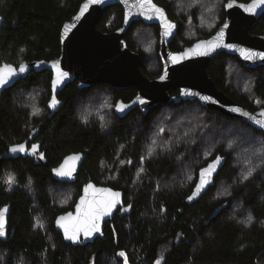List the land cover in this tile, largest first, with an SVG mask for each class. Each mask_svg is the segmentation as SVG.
I'll return each mask as SVG.
<instances>
[{"label":"trees","instance_id":"16d2710c","mask_svg":"<svg viewBox=\"0 0 264 264\" xmlns=\"http://www.w3.org/2000/svg\"><path fill=\"white\" fill-rule=\"evenodd\" d=\"M83 1L0 0V66L5 63L17 67L22 62L57 59L61 28L76 14ZM221 1L217 24L210 32L202 34L201 39L210 37L224 22V3L229 0ZM153 2L178 24L177 35L169 45L174 52L200 40V36L184 37L186 21L194 20L195 24L190 22L191 27L201 35V20L215 14L206 8L209 3L205 0L200 4L201 11L187 9L182 14L176 13L177 8H182L177 2ZM122 23L123 10L119 5H113L102 11L97 29L109 34L119 29ZM138 26H141V32L147 30L150 37H155L156 47H152L155 56L150 55L151 49L140 47L133 38ZM251 34L264 35V15ZM123 40L130 51L139 55V67L144 76L154 79L160 75L162 65L158 56L157 25L134 22ZM229 62L232 68H229ZM207 73L218 90L245 109L251 112L264 109V66L248 69L237 57L221 53L212 60ZM243 74L248 76L252 86L244 88ZM50 77L49 71H31L25 79L0 95V208H10L7 236L0 239V264H112L123 258L129 264H264V172L242 182L239 176L242 167L239 170L233 164L238 157L226 148L228 137L224 135L219 140L216 136V140L211 141H215L214 144L224 141L214 148L221 159L210 183L193 199H188L196 189L193 184L185 186L178 184V180L171 181L179 174L178 157L189 155V151L196 153L198 142L195 148L190 140L201 141L202 133L209 137L216 130H232L236 134L231 135L233 139L245 138L240 143L241 148L238 147L242 155L255 153L256 156L261 148L251 140L259 139L258 142L264 145L262 132L240 120L204 109L197 101L159 105L147 114L136 108L120 118L115 114L114 104L118 100L130 102L136 96L134 88L116 90L107 84H96L78 90L75 81L57 94L60 106L54 112L47 111L41 121L32 115L23 99H15L14 94L19 91L23 94L22 91L28 92L41 85L44 88L41 106L47 108ZM89 93L102 98L105 103L111 101L112 106L106 111L110 122L104 127L97 120L82 123L76 115L75 101ZM171 94L176 95L177 91ZM190 103L200 107H194L201 113L198 118L201 124L195 129L194 119L178 112ZM167 120L173 121L180 135L185 134L188 138L184 144L175 145L173 133L176 130L170 129L165 134L172 143L171 148L165 152L157 151L152 148L150 139L164 130ZM32 131L44 153L45 166L20 156L3 159L9 146L22 144ZM72 153L86 155L76 181L56 182L51 169ZM199 157H194L197 159L193 169L200 168ZM256 164L250 161L248 169ZM137 169L143 171L134 181ZM7 170L16 182V187L10 191H6L2 184L3 173ZM108 174H116L117 179H108ZM90 181L121 190L124 205L104 225L101 238L93 244L73 247L65 244L61 234L55 231L54 221L58 215L73 209L82 188ZM224 185L230 190L223 197L217 196L219 187ZM71 187L74 192L72 201L59 207L57 201L66 199V192ZM123 209L128 212L123 213ZM37 217L43 223H39ZM249 217L252 218L250 222Z\"/></svg>","mask_w":264,"mask_h":264},{"label":"water","instance_id":"95a60500","mask_svg":"<svg viewBox=\"0 0 264 264\" xmlns=\"http://www.w3.org/2000/svg\"><path fill=\"white\" fill-rule=\"evenodd\" d=\"M85 4L88 5L87 8H83ZM253 4L254 0L227 1L224 5L225 20L210 37L197 40L181 51L174 52L169 45L177 35L178 24L172 22L165 10L153 0H84L76 14L61 28L60 55L57 59L48 62H22L17 67L5 63L0 66V70H5L6 66L13 69L11 75L5 71L6 82L0 85V95L25 79L31 71H49L52 75L50 101L53 98L57 101V94L74 81H77L78 90H85L96 84H107L116 90L132 87L136 90V96L128 103L118 100L114 107L115 114L120 118L136 108L147 114L159 105L197 101L204 109L240 120L264 134V128L254 122L264 121V116L260 115L264 109L254 112L245 109L218 90L207 73L212 60L221 53L237 57L248 69L264 66V59L259 55L252 59H246L244 55L264 54V35L251 34L257 21L264 15V4L255 8L252 7ZM113 5H119L123 10L122 26L110 34L101 33L97 29L98 17L104 9ZM138 21L159 27L158 56L162 70L154 79L143 75L139 67V55L130 51L123 40L130 26ZM169 24L173 26L170 29L166 27ZM21 65L25 69L23 72L20 71ZM172 91H177V94L172 95ZM118 106H122L123 110H118ZM85 158L83 153L65 156L51 170L53 179L59 183L75 182ZM61 171L68 174L58 175ZM113 193H119V196L115 197ZM113 199L118 201L115 206L107 214L99 215L95 221L98 231L93 230L88 236L80 231L75 239L66 238L65 227L69 229L68 234L72 235L73 230L85 224L86 214L90 209H102L107 201ZM123 205L124 193L121 190L90 181L82 188L73 209L55 218V231L61 234L65 244L73 247L93 244L103 236L104 225L113 219Z\"/></svg>","mask_w":264,"mask_h":264},{"label":"rangeland","instance_id":"374dc122","mask_svg":"<svg viewBox=\"0 0 264 264\" xmlns=\"http://www.w3.org/2000/svg\"><path fill=\"white\" fill-rule=\"evenodd\" d=\"M170 1L177 2V3L182 5V8L176 9L177 14H182V13H186L187 9L192 10L195 8L196 12L201 11L200 4L202 3L203 0H187V2H182L183 0H170ZM188 1H189V3H188ZM206 2L209 3V4H207L206 8L208 10H213V13H215V14L214 15L210 14L201 20L202 21L201 25L203 26L202 31H201V35H199L200 31L195 30L194 28L191 27V23L195 24L194 20L191 19L190 21L189 20L186 21L184 23L186 31L185 30L183 31L184 37L186 39L187 38L192 39V37H196V36H198V37L200 36L199 38L201 39L202 37H204V36H202V34H204V33L207 34L217 24L218 19H219V9L218 8L221 7L222 1L221 0H205V3ZM217 13H218V15H217ZM198 19H197V21H199ZM153 31L154 30H152V32ZM148 33L149 32L147 30H144V29L141 32V26H138L135 33H133V38L138 41L140 47L144 48L145 50L151 49V51H152V47H156V40H155V37H152V36L150 37L148 35ZM151 51H150V55L155 56V52H153V51L151 52ZM229 68H232V65L230 64V62H229ZM235 68H236V66H235ZM242 76L245 78L243 80V83H242V84H244V88L252 86V82L250 81L248 76H246L245 74H243ZM22 92H23V94H21L20 91L15 93L14 98L17 100L22 98L23 103H25L27 106H29L32 115H34L37 118H41V121H42L43 118L47 115L46 114L47 111L51 112V109H52L51 107L49 108L48 106H47V108L41 106L42 101H43V93H44L43 86L38 85V86H35V88L30 89L28 92H24V91H22ZM45 102H47V100ZM191 105H193V106H191ZM191 105L183 107V111H181V109H180L178 112L181 114H184V113L187 114L186 116L188 119H194V121L196 123H194L193 125H195V124L196 125L195 126L192 125V126L195 129L197 126H199L198 124H201V123H199L200 120L198 121V118L201 115V113L199 112V110L198 111L196 110V108L200 109V107L198 105H195V104H191ZM111 106H112L111 101H108L105 103L102 100V98L97 97L93 93H89L88 95H86V96L78 99L77 101H75L76 115L82 123H88L89 121H93V120L96 121L97 120V121H99V123L103 127H104V125H106L110 122V116L106 114V111H108ZM114 106H115V104H114ZM194 107H196V108H194ZM170 125H173L172 128H170ZM175 127H176V125L173 123V121H168L164 130H161V132L158 131V136L156 138L150 139V141H152V148L153 149L156 148L157 151H161V152H165V151L169 150L171 148L172 143L170 142V140H168V134H165V133H167V131H169L170 129L176 130ZM189 132H192V131H189ZM180 134L181 133H179L177 130L174 131V133H173V135H174L173 140L175 142V145L177 143L184 144L188 138V137L186 138L187 135H185V134L180 135ZM178 135H180V136H178ZM224 135L226 137H228L225 140L226 145H227L226 148L228 147V149L232 153L234 152L236 154V156L238 157L237 159L235 158V160L233 162L234 166L238 167L239 170L242 167V169L239 173V176L242 179L241 180L242 182H244V180H245V179H243V176L247 174V173L245 174V172L246 171L248 172V170L250 168H253L254 171L252 172V175L249 178H252L254 175L260 173L261 171L264 172V145H263V143L258 142L259 139L251 140L253 143L257 142L261 148L260 151L257 150L258 153L256 154V156H255V153H250V155H248V156L242 155V152L238 150L239 149L238 147L241 148L242 145L240 143H242L243 140H245V138H241L238 136L235 140L231 137V135L236 136V134L232 130H228V131L216 130L209 137L207 136V133L206 134L202 133V135H201L202 136V139H201L202 142L200 140H198V141L197 140H195V141L190 140L191 146H194L195 148H197L196 143L198 142L199 149L196 150V153H195V151H189V155L181 154L178 157L179 174L177 176H173L171 178V181L174 182V181L178 180V184L185 185V186H188V185L192 186V184H193V187L196 188L197 184H199L200 179H201V175H200L201 170L208 168V166L210 164H213L218 157L217 153L214 152V148L218 144L224 143V141H222V142L218 141L216 144H214L215 141L214 142H211V141L216 140V136H218V138L220 140V138L222 139L224 137ZM183 138H184V140L181 141ZM206 140L208 142H206ZM251 141L247 140L246 142L252 143ZM203 144H205L206 146L202 147ZM230 144L235 146V148L232 145L230 146ZM153 151H155V150H152V152ZM212 152L214 153V155ZM196 156H200L199 157L200 160L198 162V164L200 163L199 169H197V168L193 169L194 165L196 163V159L198 158V157L194 158ZM242 160H243V162L245 161L244 164L241 163ZM250 161H254L257 164H256V166H251L248 169V164ZM216 167H217V164H216ZM216 167H215V170L211 174V178L213 177V173L216 171ZM110 169L112 170L111 167H110ZM142 171L143 170H140V169H137V171H135L136 172V175H135L136 179L134 178V181L135 180L137 181V177L141 174ZM108 179L115 181L117 179L116 174H114V175L108 174ZM2 184H3L6 191H10V190H12L13 187L14 188L16 187V182L10 176L9 170H7V172L4 171L3 176H2ZM195 184H196V186H195ZM228 190H230V189L225 185L223 187H219V192H218L217 196L223 197L226 193H228ZM66 196H67L66 199H62V200L57 201L59 204V207H65V206L69 205V203L72 201V199L74 197V192H73L72 187H71V190H68L66 192ZM122 211H123V213H127L128 209H123ZM36 220L39 221V223L42 222L39 219V217H37ZM112 264H129V263L125 258H123L121 261H116V262H113Z\"/></svg>","mask_w":264,"mask_h":264},{"label":"snow or ice","instance_id":"6c2138e0","mask_svg":"<svg viewBox=\"0 0 264 264\" xmlns=\"http://www.w3.org/2000/svg\"><path fill=\"white\" fill-rule=\"evenodd\" d=\"M94 2H99V0H94ZM261 4H264V0H254V4L252 5V7L253 8L259 7ZM87 7H88L87 4H85L83 6V8H87ZM82 11H83V9H82ZM157 11H160V10L157 9ZM166 27L170 29L173 26L169 24ZM196 47H199V45H197ZM244 55H245L246 59H252L253 56H255V55H259L261 59H264V54L245 53ZM24 70H25L24 66L21 65L20 71L23 72ZM5 71L7 72L8 75H11L13 73V69L11 67H8V66H6L5 70H0V85L4 84L6 82ZM61 75H65V74H61ZM161 78H163V77H161ZM53 83L55 84V81ZM202 99L207 100L208 98L207 97H202ZM56 104H57V101L53 98V100L50 101V103H49V107H56ZM118 110H123L122 106H118ZM260 115L264 116V112H261ZM250 119H252V118L250 117ZM254 122L256 124H258L261 128H264V121L256 120ZM35 147L36 146L33 145V151H35ZM10 151H12V152L24 151V145L21 144L19 146L13 147V148L10 149ZM41 158H43V157H41ZM220 159H221L220 157H217L216 161L213 164H210L208 166V168L201 170L200 182H199V184H197L196 189L193 192V195L188 197L189 200L193 199V197L198 195L200 193V191L205 187V185L210 182L211 174L215 170L216 164L219 163ZM253 171H254V169L250 168L248 170L247 174L243 176V179H245V180L248 179L252 175ZM57 174L58 175H67L68 173H65V172L61 171V172H58ZM88 187L90 188L91 185H89ZM112 195L115 196V197H118L119 193H113ZM117 202L118 201H116L114 199L113 200H109V201H107L104 204L102 209L101 208L90 209L88 211V213L86 214L85 224L82 227L76 228L75 230H73L72 231V235L68 234L69 233V229L67 227H65L66 238L75 239L77 233L80 232V231H83L86 236L90 235L93 230L98 231L99 229H98L95 221L98 219L99 215L107 214V211H109L112 207H114ZM2 216H3V213L0 212V235H3V232H2V227H3ZM60 219H63V218H60ZM251 219H252L251 217L248 218L249 222L251 221ZM89 221H90V223H89Z\"/></svg>","mask_w":264,"mask_h":264},{"label":"flooded vegetation","instance_id":"af4514ba","mask_svg":"<svg viewBox=\"0 0 264 264\" xmlns=\"http://www.w3.org/2000/svg\"><path fill=\"white\" fill-rule=\"evenodd\" d=\"M51 77H52V75H51ZM51 77H50V83H51ZM75 82L77 84V81H75ZM50 98H51V89H50ZM50 98H49L48 102L50 101ZM56 99H57L56 107H51L52 108L51 112L56 111L57 108L61 104V101L59 98H57V96H56ZM48 102H47V104H48ZM22 145H24V151H16V152H12V151H10V149L13 147L19 146V145L11 146V147L9 146L7 148V152L3 155V159H10V157L17 158L18 156H20L22 158H28L34 164H39V165H43V166L46 165L44 153L41 152L40 143L37 141V139L34 135V131H32V134L25 140V142L22 143ZM33 145L36 146L35 151H33ZM10 154H12V155H10ZM14 155H16V157H14ZM5 156L7 158H5ZM41 157H43V158H41ZM9 209L10 208H8V206L7 207L4 206V207L0 208V212L3 213L2 219H3V223L5 225L2 228L3 235H0V239H5L7 236V230L9 228Z\"/></svg>","mask_w":264,"mask_h":264}]
</instances>
